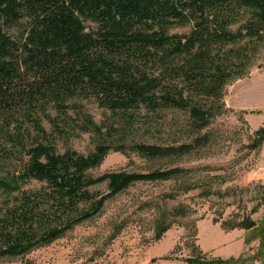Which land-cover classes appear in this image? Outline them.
Wrapping results in <instances>:
<instances>
[{
	"label": "trees",
	"instance_id": "16d2710c",
	"mask_svg": "<svg viewBox=\"0 0 264 264\" xmlns=\"http://www.w3.org/2000/svg\"><path fill=\"white\" fill-rule=\"evenodd\" d=\"M188 23L189 33L170 32ZM262 44L264 0H0V132L16 130L18 140V131L30 125L38 134L24 147V165L0 176L5 195L0 260L54 242L137 182L170 180L185 171L89 176L113 148L163 159L184 156L207 143L205 136L169 145L102 141L89 155L71 148L60 153L42 117L58 128V120L73 118V111L83 131L101 135L105 126L95 123L78 102L95 99L109 112L110 131H128L138 124L150 130L165 110L176 109L186 111L191 131L200 133L222 110L226 82L244 74ZM263 143L264 127L250 148ZM0 149L5 161L10 159L2 145ZM33 180L41 186L27 188ZM104 182L107 194L91 191ZM177 214L184 216L185 211L177 209ZM255 224L247 218L233 227Z\"/></svg>",
	"mask_w": 264,
	"mask_h": 264
},
{
	"label": "rangeland",
	"instance_id": "374dc122",
	"mask_svg": "<svg viewBox=\"0 0 264 264\" xmlns=\"http://www.w3.org/2000/svg\"><path fill=\"white\" fill-rule=\"evenodd\" d=\"M191 28L192 23L175 25L170 32L187 34ZM78 102L105 128L101 135L83 131L82 120L73 111L69 113L73 118L58 120L59 129L42 117L60 153L71 148L89 155L102 141L125 146L134 142L169 145L205 136L207 143L184 156L163 159L113 148L99 166L89 170V176L170 168L185 171L170 180L131 185L110 198L98 215L78 223L54 242L21 257L1 259L0 264H198L189 258L264 264V143L258 149L250 148L256 132L264 127L263 44L253 53L244 74L226 82L222 110L200 133L191 131L189 114L176 109L165 110L150 130L138 124L128 131H110L106 128L109 112L95 99ZM48 111L56 117L51 108ZM18 134L17 140L16 130L0 132V145L10 156L5 161L0 149V176L24 165V147L38 136L30 125ZM40 186L33 180L26 187ZM91 191L99 196L109 192L106 182ZM4 197L0 191V207ZM177 209L185 215H178ZM247 218L255 220V226L233 227ZM164 226L168 229L160 232Z\"/></svg>",
	"mask_w": 264,
	"mask_h": 264
}]
</instances>
